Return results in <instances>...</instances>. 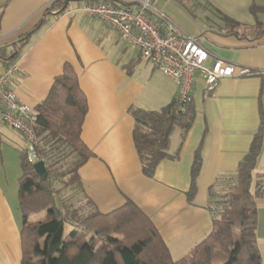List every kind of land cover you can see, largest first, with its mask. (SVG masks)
Masks as SVG:
<instances>
[{"label":"crops","instance_id":"0c3cea01","mask_svg":"<svg viewBox=\"0 0 264 264\" xmlns=\"http://www.w3.org/2000/svg\"><path fill=\"white\" fill-rule=\"evenodd\" d=\"M55 1L0 0V72L12 63L7 57L14 45L45 19L17 60L20 70L12 89L18 101L36 111L64 65L71 64L88 100L82 140L94 153L79 170L82 205L91 200L100 212L109 213L130 200L152 220L172 258L187 257L213 228L210 198L215 197H210L209 189L220 178L236 173L260 127L264 36L254 37L260 13L254 15L250 8L264 7V0H159L157 23L163 18L178 33L199 38L210 53L209 66L221 60L234 65L238 74L223 79L212 94L196 75L192 86L195 122L183 141L180 130L174 133L169 152L177 156L162 161L152 178L144 175L134 145L135 120L130 109L161 110L178 98V83L159 72L108 25L84 14L81 8L93 2L74 1L65 14L55 16L48 14ZM114 1L119 5L129 2ZM223 16L248 29L238 30L237 35L230 32ZM242 69L251 75H240ZM0 135L2 143L14 146L1 131ZM198 151L203 166L195 199L190 202L187 193ZM263 180L264 147L251 189L256 195L264 263ZM220 184L218 195L226 194L229 180ZM22 223L18 190L9 186L0 170V264H21Z\"/></svg>","mask_w":264,"mask_h":264},{"label":"trees","instance_id":"16d2710c","mask_svg":"<svg viewBox=\"0 0 264 264\" xmlns=\"http://www.w3.org/2000/svg\"><path fill=\"white\" fill-rule=\"evenodd\" d=\"M74 1L78 0L55 1L48 14L61 16ZM95 1L98 0H90ZM103 2L119 5L114 0ZM121 2V6L132 5ZM250 11L264 15V7L252 5ZM223 20L236 35L238 30L248 29L228 16H223ZM43 23L45 19L14 45L12 54L7 57L12 60L9 65L17 62L32 34ZM255 31L256 39L264 36V22H258ZM196 113L192 91L186 100L178 96L159 111L130 109L135 120L134 145L144 175L152 178L162 161L176 158L177 153L169 152L172 137L180 130L183 141L195 122ZM259 113L260 127L236 173L216 183L219 186L228 179L227 193L218 195L217 185L209 189L210 197H215V201L210 198L212 231L187 257L175 261L152 220L134 202L128 200L109 213L100 212L91 200L82 205L79 170L94 157L82 140L88 100L74 68L65 64L49 96L36 108V150L39 160L44 161L47 177L40 176L35 163L28 160L26 147L19 151L22 175L18 179V201L23 220L21 264H264L257 234L256 195L251 190L253 173L264 147L263 97ZM202 166L198 151L187 193L190 202L195 199Z\"/></svg>","mask_w":264,"mask_h":264},{"label":"built area","instance_id":"2783aa9c","mask_svg":"<svg viewBox=\"0 0 264 264\" xmlns=\"http://www.w3.org/2000/svg\"><path fill=\"white\" fill-rule=\"evenodd\" d=\"M129 2L130 7L105 2L88 3L81 10L90 18L108 25L159 72L177 82L180 100H186L191 93L196 75L203 78L206 89L213 92L223 79L238 74L234 65L221 60L209 66L210 53L199 38L178 33L174 25L163 18L162 23H157L159 0ZM19 70L18 62H15L0 72V128L19 132L26 142L28 160L36 163L40 161L35 131L38 117L31 106L18 101L12 89ZM251 73L242 69L239 74L248 76Z\"/></svg>","mask_w":264,"mask_h":264},{"label":"rangeland","instance_id":"374dc122","mask_svg":"<svg viewBox=\"0 0 264 264\" xmlns=\"http://www.w3.org/2000/svg\"><path fill=\"white\" fill-rule=\"evenodd\" d=\"M206 2V1H205ZM259 20L264 22L263 15H259ZM254 22L252 21V24ZM1 133L6 136L14 146L1 143L0 147V170L4 177L8 178L9 186L15 191L18 190V179L22 175L19 152L16 147L25 148L26 142L23 136L12 129L2 128ZM79 202V201H78Z\"/></svg>","mask_w":264,"mask_h":264},{"label":"water","instance_id":"95a60500","mask_svg":"<svg viewBox=\"0 0 264 264\" xmlns=\"http://www.w3.org/2000/svg\"><path fill=\"white\" fill-rule=\"evenodd\" d=\"M34 167L40 176H42L43 178L47 177L48 173L46 171L44 161L36 162Z\"/></svg>","mask_w":264,"mask_h":264}]
</instances>
